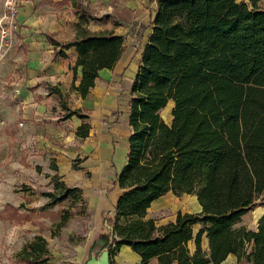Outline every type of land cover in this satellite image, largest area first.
Segmentation results:
<instances>
[{"label": "trees", "instance_id": "obj_1", "mask_svg": "<svg viewBox=\"0 0 264 264\" xmlns=\"http://www.w3.org/2000/svg\"><path fill=\"white\" fill-rule=\"evenodd\" d=\"M72 4L75 38L48 42L75 49L73 76L80 68L81 78L74 90L85 96L125 44L112 32L87 30L95 14L78 0ZM154 13L128 101L127 161L113 181L121 192L101 223L103 253L108 264L122 247L139 264H222L231 255L264 264V213L252 230L238 226L257 204L264 206V0H157ZM169 102L167 123L160 113ZM70 115L82 122L76 136L86 137L84 116ZM58 183L63 198L81 202L83 214L82 191ZM168 193L195 195L200 211L178 212L158 225L148 209ZM70 216L61 212L57 226ZM47 253L41 236L22 250L29 264H44Z\"/></svg>", "mask_w": 264, "mask_h": 264}, {"label": "crops", "instance_id": "obj_2", "mask_svg": "<svg viewBox=\"0 0 264 264\" xmlns=\"http://www.w3.org/2000/svg\"><path fill=\"white\" fill-rule=\"evenodd\" d=\"M78 1L97 18L87 23V30L112 32L123 37L125 44L119 60L111 69H101L97 72L93 86L85 96H80L71 109L84 116L83 121L88 125L87 136H76V129L82 122L76 116L70 115L71 111L67 113L66 120L75 117L78 123L73 131L67 134L61 131L64 126L56 124L57 126L49 127L37 122L39 116H42L43 104L53 95L51 91L58 88L55 82H65L67 73H60L65 64H69L73 74L72 67L76 63L75 49L55 47L48 42L51 38L59 44H65L75 38L77 30L74 24L77 22V15L74 14L72 0H36L33 6H23L20 9L14 30V48L25 47L23 57L28 64H24L25 87L15 89L24 99L22 118L35 123L34 127L30 126L32 130H29V127L28 133L25 132V135L28 134L27 139L33 140L35 149H41L38 152L41 155L36 162L32 160L35 162L33 166L50 170L49 177L56 175L58 181L67 187H77L80 190L82 188L89 192L88 196L83 194L89 201V207L106 213L113 209L121 192L117 186L113 187V181L127 161L126 140L131 132L127 120L128 101L132 97L131 87L139 70L144 46L152 31L151 22L157 0ZM45 45L51 46L49 53H58L59 56L58 60L52 61L51 64L44 62L45 55L42 57L41 51ZM75 76L77 78L74 80V88L78 86L81 78L80 68L76 70ZM38 83H44L49 89H44L43 85ZM28 87L33 89L28 90ZM19 123L22 124V121ZM45 132L61 137L65 147L51 144L44 138ZM72 135L78 142L76 148L70 149L67 145L73 141ZM76 158L79 160L77 164L74 162ZM6 205L13 207L11 204ZM109 208L111 210H108ZM202 240H205L204 237ZM133 256L138 259L139 264L140 257L134 253Z\"/></svg>", "mask_w": 264, "mask_h": 264}, {"label": "rangeland", "instance_id": "obj_3", "mask_svg": "<svg viewBox=\"0 0 264 264\" xmlns=\"http://www.w3.org/2000/svg\"><path fill=\"white\" fill-rule=\"evenodd\" d=\"M1 15L0 0V18ZM49 50L51 46L45 45L41 53L42 57L46 56V61H43L51 64L52 61L58 60L59 56L58 53H49ZM25 51V47L16 46L7 56L0 57V264H29L24 261L22 250L28 243L35 242V237L38 236L45 240L48 252L46 258H42L46 259L44 264H89L90 259L99 262L106 245V232L101 226L105 212H97L96 208L89 207L88 199L83 196L87 205L81 214L80 201L73 202L63 198L62 190L56 185L60 184L58 178L53 177L54 175L49 177L50 170L33 166L41 155L38 153L41 149H35L33 140L29 141L25 132L28 133V128L34 127L35 123L22 118L24 99L15 89L25 87L24 64H28L23 57ZM60 73H67L65 82H55L58 88L51 91L53 95L43 104L44 110L37 122L49 127L56 124L64 126L61 131L67 134L72 132L78 123L75 117L66 119L67 113L77 103L80 95L74 90L75 81L69 64H65ZM43 87L49 89L45 85ZM32 89L28 87V90ZM172 108L173 104L169 102L160 113L167 123L171 122ZM21 121L23 125L19 127ZM32 129L30 127L29 130ZM44 136L51 144L65 147L61 137L47 132ZM72 140L67 145L70 149L76 148L78 142L73 135ZM75 160L77 164L79 160ZM82 191V194L88 196L89 192L84 189ZM5 204L13 205V209L5 208ZM70 204L73 206L69 208ZM65 210L69 211L71 216L59 227L57 224L61 212ZM199 211L195 195L177 196L168 193L151 205L149 217L161 225L173 221L178 212L191 214ZM263 212L264 206L257 204L241 218L238 226L252 230ZM21 214H26L30 221L25 223ZM198 229L199 226H194L193 233ZM192 246L193 243L190 244L191 249ZM206 247L207 243L203 240L202 248ZM127 251L120 248L112 257V264H137L138 259L130 250ZM222 264L242 263L237 262L236 257L231 255Z\"/></svg>", "mask_w": 264, "mask_h": 264}, {"label": "built area", "instance_id": "obj_4", "mask_svg": "<svg viewBox=\"0 0 264 264\" xmlns=\"http://www.w3.org/2000/svg\"><path fill=\"white\" fill-rule=\"evenodd\" d=\"M36 0H1L2 15L0 18V57L3 58L14 48V30L20 9L33 6ZM22 126L21 123L18 124Z\"/></svg>", "mask_w": 264, "mask_h": 264}, {"label": "water", "instance_id": "obj_5", "mask_svg": "<svg viewBox=\"0 0 264 264\" xmlns=\"http://www.w3.org/2000/svg\"><path fill=\"white\" fill-rule=\"evenodd\" d=\"M88 263H89V264H108V260H107V258L105 257V254L103 253V254L100 256V260H99V262H96L94 259H90V260H88Z\"/></svg>", "mask_w": 264, "mask_h": 264}, {"label": "bare ground", "instance_id": "obj_6", "mask_svg": "<svg viewBox=\"0 0 264 264\" xmlns=\"http://www.w3.org/2000/svg\"><path fill=\"white\" fill-rule=\"evenodd\" d=\"M126 250H128L127 252H129V249H126ZM126 250H125V251H126ZM131 253H132V252H131ZM124 256H125V255H124ZM121 258H122V257H121ZM129 259H130V258H129Z\"/></svg>", "mask_w": 264, "mask_h": 264}, {"label": "clouds", "instance_id": "obj_7", "mask_svg": "<svg viewBox=\"0 0 264 264\" xmlns=\"http://www.w3.org/2000/svg\"><path fill=\"white\" fill-rule=\"evenodd\" d=\"M9 2H11V0H9Z\"/></svg>", "mask_w": 264, "mask_h": 264}]
</instances>
